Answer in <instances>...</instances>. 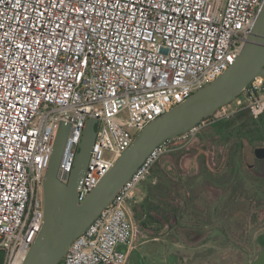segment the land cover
Returning a JSON list of instances; mask_svg holds the SVG:
<instances>
[{"label":"built area","instance_id":"built-area-1","mask_svg":"<svg viewBox=\"0 0 264 264\" xmlns=\"http://www.w3.org/2000/svg\"><path fill=\"white\" fill-rule=\"evenodd\" d=\"M264 0H0V250L22 264L44 223L43 180L60 126L66 184L83 130L95 139L77 186L83 200L137 134L214 82L238 58ZM264 112V78L242 93ZM155 146L68 246L62 264H128L142 236L131 204L176 140ZM199 127V128H198ZM60 264V263H59Z\"/></svg>","mask_w":264,"mask_h":264},{"label":"water","instance_id":"water-1","mask_svg":"<svg viewBox=\"0 0 264 264\" xmlns=\"http://www.w3.org/2000/svg\"><path fill=\"white\" fill-rule=\"evenodd\" d=\"M256 77L264 78V3L236 61L214 82L139 132L111 170L81 201L76 190L95 139L96 120L88 119L86 122L74 169L66 184L56 177L68 132V126L62 124L43 180L44 223L22 264H59L70 243L111 202L155 146L186 133L204 119L212 117L218 109L232 103ZM253 154L258 159H264V145L255 148ZM4 256L5 251L1 249L0 264ZM249 264H264V249Z\"/></svg>","mask_w":264,"mask_h":264},{"label":"rangeland","instance_id":"rangeland-1","mask_svg":"<svg viewBox=\"0 0 264 264\" xmlns=\"http://www.w3.org/2000/svg\"><path fill=\"white\" fill-rule=\"evenodd\" d=\"M245 98L243 95H239L228 107L227 111L223 113H217L213 118H209L203 121L200 125V129L197 131L189 142L180 143L176 140V146H184L174 153L165 155L154 169L153 175L140 187L149 185L151 181L155 182L152 193L156 196L152 201H147L151 207L163 206V203L169 202V195L164 189V183L170 178L178 183L186 184L180 190L181 196L174 205L183 207V202L187 200V187H189L190 197L194 200V206L199 211H208L211 213L213 206H215V199L220 196L221 187L216 184V188L210 185L208 182L209 175L204 174L203 169L200 166H207L209 173L212 175V184L215 175L222 173L221 166L228 165L236 166L231 170L233 173V182H231L225 188L227 189H242L243 194H247L249 190L248 185H251L249 176L241 172L238 166L255 165L252 169L254 175H264V159H255L253 161V150L259 146L264 145V140H254L250 142V145L244 143L245 148L243 150V156L235 157L236 141L231 138L221 139L219 137H206L201 134L210 129L212 123L218 120L220 117H230L232 113L243 104ZM199 128V127H198ZM247 145V146H246ZM228 155V158L225 157ZM234 156V157H233ZM233 157V158H232ZM256 158V157H255ZM215 172H218L216 174ZM231 173V174H232ZM217 177V176H216ZM238 180V183L235 182ZM149 182V183H148ZM158 185V186H157ZM157 187H160L159 189ZM162 187V188H161ZM155 192V193H154ZM138 193V192H137ZM240 193L229 203L227 211L229 215L233 217L232 223L224 216H215L211 218L210 226L203 231L204 240L200 242L197 240L189 241L186 238V232L190 229L181 227L174 233L173 239H170L169 235L163 234L158 236V232L161 229L159 223L161 219L154 216L153 220H150L148 227L142 229V236L136 241L130 251V255L134 257L138 256L142 258L146 264H245L251 260L256 254L260 252L258 244L255 239L258 235L264 233V222L261 219V212H258V206L253 204L249 200L245 201L243 194ZM176 196V193H175ZM138 201H140L137 198ZM142 203V202H139ZM131 204V210L134 212L136 207L139 210V204ZM256 205V206H254ZM240 209L235 212V209ZM234 209V210H233ZM259 213V214H258ZM135 220L146 221L144 215L137 211ZM144 214V213H143ZM138 216V217H137ZM138 222V223H139ZM162 230V229H161ZM162 233V232H161ZM249 240V249L251 252L246 255L240 252V249L235 248L237 246V240L241 241V235H245ZM172 235V234H170ZM249 236V237H248ZM158 237V238H155ZM247 241V240H245ZM240 245V244H238ZM128 264H132L130 261ZM169 257L171 259L169 260ZM243 258V261L241 259ZM62 264V261L60 262Z\"/></svg>","mask_w":264,"mask_h":264},{"label":"trees","instance_id":"trees-1","mask_svg":"<svg viewBox=\"0 0 264 264\" xmlns=\"http://www.w3.org/2000/svg\"><path fill=\"white\" fill-rule=\"evenodd\" d=\"M231 105L228 104L226 106L221 107L218 109L215 114L212 117H208L204 119L203 121L213 118L217 113H223L224 111L228 110V107ZM202 121V122H203ZM201 134L206 135V137L214 138V137H219L222 140L231 138L236 141V151L234 152V156H243V150L245 148L244 143H247V145H250V142H253L254 140H264V112L258 114L257 116L254 115L253 111L249 108H246L245 106H240L238 107L230 117L225 118V116L220 117L218 120H216L214 123H212V126L210 129L206 130L205 132H201ZM183 143L184 142H180ZM177 143H172L171 145V150L167 154L174 153L180 149H183L184 146H176ZM246 145V146H247ZM246 149V148H245ZM166 154V155H167ZM165 156V155H164ZM163 156V157H164ZM233 156V157H234ZM162 157V158H163ZM225 157L228 158V155ZM232 157V158H233ZM161 158V159H162ZM157 164L153 167L151 175L154 173V169L156 168ZM248 166V165H246ZM251 166V165H250ZM201 169H203L204 174H208V182L211 184L212 183V175L209 173L207 166H200ZM236 166L233 165H228L227 163L223 166H221L220 169L222 173L220 175H215L214 181L219 184L221 187V195L219 197V200L215 203V206H213V209L211 213L208 211H199L196 209L194 206V200L192 197H190L189 193V187H187V200L183 202V207H179V205H174L176 201H178L181 196L180 190H183V187H185L186 184H181L178 183L175 180H171L170 178L164 183V189L166 193L169 195V202L168 203H163V206H157L156 208L151 207V205L147 202L150 200H143L141 201L142 203H139V210L142 213V218L143 215L146 219V221H138L139 225L141 228H146L148 227V222L150 220H153L152 213H155L154 216L159 217L161 220L157 221L156 223H159L161 226V229L157 233L158 236H162L163 234L169 235L170 239H173L174 233L178 231L181 227L190 229L189 231L186 232V238L189 241H195L199 239L198 241L200 242L203 238V231H205L211 224V218L217 217V216H224L226 217L229 221L231 220L232 223V215H229V211H227V207L229 206V203L236 197L238 193L239 196H242L243 190L242 189H227L225 186L229 185L231 182H233V173L231 172L232 169H234ZM244 174L249 176L250 183L251 185H248L249 190L247 191V194H243V197L245 201L249 200L253 204H256L258 207L259 206H264V175L263 176H255L248 171L245 166H238ZM232 173V174H231ZM217 176V177H216ZM213 181V182H214ZM236 183H238V180H235ZM158 186V185H157ZM181 186V187H180ZM154 188V187H153ZM158 189L160 187H157ZM162 188V187H161ZM154 191V190H152ZM155 193V192H154ZM176 193V196H175ZM153 199L156 196V193L153 194ZM138 205V203H136ZM262 204V205H260ZM254 205V206H256ZM235 209V208H234ZM233 209V210H234ZM136 207L134 208V217L137 215V211H139ZM240 209H235V212ZM264 212V210H262ZM259 212V211H258ZM144 213V214H143ZM259 214V213H258ZM138 217V216H137ZM136 218V217H135ZM162 232V233H161ZM172 234V235H170ZM241 241L238 239L237 244H240V242H246L245 240L248 241V238H245V235H241ZM158 238V237H155ZM204 240V239H203ZM241 245V244H240ZM235 248L240 249V252L242 254L248 255L251 252V249L249 251L246 250L245 247H238L235 246ZM257 255V254H256ZM255 255V256H256ZM131 256V255H130ZM254 256V257H255ZM254 257L247 263L249 264ZM171 257H169V260ZM130 261L132 264H146L145 261L134 255L130 257ZM243 261V258L241 259ZM241 264V262H240Z\"/></svg>","mask_w":264,"mask_h":264},{"label":"flooded vegetation","instance_id":"flooded-vegetation-1","mask_svg":"<svg viewBox=\"0 0 264 264\" xmlns=\"http://www.w3.org/2000/svg\"><path fill=\"white\" fill-rule=\"evenodd\" d=\"M253 157H254V159H253V161H255V159H258V158H255V156H254V154H253ZM259 160V159H258ZM245 168L248 170V171H250V173L251 174H253L254 175V172H253V170L252 169H254L255 168V165H248V166H245ZM216 174H218V172H215ZM255 176H258V175H255ZM216 184H217V182H216V180L213 182V184L211 183L210 185H212V186H214V188H216ZM217 189V188H216ZM220 194H222L221 193V191H220ZM219 200V198L218 199H215V202H217ZM260 205H262V204H260ZM262 210H264V206L262 205V206H259L258 207V211L259 212H261V221L262 222H264V212L262 211ZM245 236L247 237V233L245 234ZM249 237V236H248ZM255 242L258 244V246H259V249H260V252L264 249V233L263 234H261V235H258L257 237H256V239H255ZM240 244L241 245H238V247L240 246H242V247H245L246 248V250L247 251H249V247H251L249 244H248V241H246V242H240Z\"/></svg>","mask_w":264,"mask_h":264},{"label":"crops","instance_id":"crops-1","mask_svg":"<svg viewBox=\"0 0 264 264\" xmlns=\"http://www.w3.org/2000/svg\"><path fill=\"white\" fill-rule=\"evenodd\" d=\"M149 183V182H148ZM144 184V183H143ZM142 184V185H143ZM146 184V183H145ZM144 184V185H145ZM141 185V186H142ZM154 185H155V182H153V181H151L150 183H149V185H147L146 187L144 186L143 187V189L141 188V190H140V187H139V189H138V193H137V198L140 200V201H138L137 203H139V202H141V201H143V200H150V201H152V199H153V193H152V191L150 192V189L152 188L153 189V187H154Z\"/></svg>","mask_w":264,"mask_h":264}]
</instances>
